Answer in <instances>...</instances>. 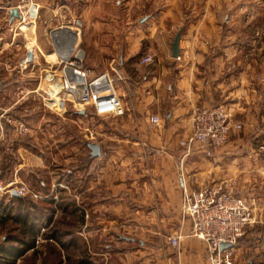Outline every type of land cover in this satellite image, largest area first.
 I'll list each match as a JSON object with an SVG mask.
<instances>
[{
    "label": "crops",
    "instance_id": "crops-1",
    "mask_svg": "<svg viewBox=\"0 0 264 264\" xmlns=\"http://www.w3.org/2000/svg\"><path fill=\"white\" fill-rule=\"evenodd\" d=\"M0 2V101L9 94V81L28 71L26 62L40 72L57 65L73 39L81 45L92 26L113 39V51L103 57L111 69L99 73L110 76L125 106L112 127L99 129L101 155L84 152L90 141L82 138L81 154L66 159L64 179L45 168L25 139L14 140L16 155L9 163L0 148V178L28 182L39 195H0V264H206L202 240L191 237L173 247L165 226L176 232L183 223V182L192 189L221 184L230 190L232 179L248 181L251 161L259 171L264 141L254 149L246 137L250 126L264 125L260 0ZM15 7L21 17L11 20ZM178 32L180 58L172 52ZM146 54L152 62H141ZM18 104H0L1 119ZM218 104L243 121V129L220 147L197 143L187 154L194 109ZM5 141L0 136V146ZM108 233L113 244L105 245Z\"/></svg>",
    "mask_w": 264,
    "mask_h": 264
},
{
    "label": "built area",
    "instance_id": "built-area-1",
    "mask_svg": "<svg viewBox=\"0 0 264 264\" xmlns=\"http://www.w3.org/2000/svg\"><path fill=\"white\" fill-rule=\"evenodd\" d=\"M152 61L151 54L141 59L143 63ZM31 64L26 62L24 67L30 68ZM31 68L35 69L36 65ZM38 92L45 105L56 113L67 111V105L71 103L79 110L92 107L99 116L121 115L125 111L110 76L107 73L97 74L86 62L84 51L77 45L57 65L41 69ZM151 121L159 124L160 117L153 115ZM193 125L188 143L208 147L224 145L232 132L242 127L233 121L231 111L223 104L196 107ZM18 130L27 132L28 128L21 122ZM13 190L21 196L32 194L39 197L25 183L13 180L7 185L0 184V195L12 194ZM180 214L183 223L169 237L170 244L179 248L187 238L202 240L206 244V264H234L235 245L247 226L254 222L246 200L221 184H207L199 189H191L183 182ZM187 221L190 224L185 228ZM222 243L232 246L222 249Z\"/></svg>",
    "mask_w": 264,
    "mask_h": 264
},
{
    "label": "rangeland",
    "instance_id": "rangeland-1",
    "mask_svg": "<svg viewBox=\"0 0 264 264\" xmlns=\"http://www.w3.org/2000/svg\"><path fill=\"white\" fill-rule=\"evenodd\" d=\"M161 3V1L157 2V4ZM260 3L262 4L260 7L264 8V0H260ZM86 32L87 33L83 35V43L80 42L81 45H79V48L85 53L86 62L94 68L97 74H99V72L110 70L111 65L104 64L103 57L104 54L109 56V53L113 51L112 37L109 38L105 36L108 34H103L102 32L97 31V29H94L92 26L89 28V31L87 29ZM255 35L257 36V34ZM261 35H264V32H262ZM250 36H254V34L252 33ZM118 37L122 39L120 40L119 38L120 41H116L122 44L123 34H118ZM102 46L110 47V49H102ZM90 57L94 58L93 62L101 61L102 63L93 64ZM33 65L34 64H31V67ZM31 67L28 68V71H26L27 69L24 72L22 71L23 73L21 74L22 76L20 78H15V80L9 81V94L0 101L1 105H10L16 101L19 102V104L16 105L14 109L15 112L13 114L5 115L2 117V119V114L0 115L1 123L4 121V123L7 124L4 125L5 128L1 129L0 136H4L6 143L0 146V148H3V151L6 153L5 156H7L5 158L7 160L6 162L9 163L15 158L16 155V142H14V140L18 137L25 139L26 141L31 142V144L26 148L44 158V163L46 165L45 168H48L47 170L54 171L55 174L54 172L53 174L57 175L58 179H64L65 170L69 166V163H67L66 159L73 152H82L81 148L83 147V144L81 139L83 138L90 142L98 141L99 136L101 137V135L98 133L99 129H108L109 127H112L111 125L117 115L106 116L104 119L102 116L96 115L92 107L89 106L86 108V110H84L87 113L80 114L81 110L77 109L78 107L74 106L72 103L67 105V111L65 112L56 113L55 111H52L45 105L38 92L40 71L37 69L40 67L35 69ZM14 68V65H10L11 74L15 73ZM232 118L234 122L240 123L242 127L236 131H233L231 136L240 132L244 126L243 121L237 118L236 115L233 114ZM21 122L27 126V132L18 130V125ZM9 125L11 127H9L10 130L8 131L7 126ZM261 132H264V125H260V130H258V127L250 126L249 131H247L246 138L252 142V147L254 149H257L258 141H264ZM190 135L188 136L184 145L187 154L193 153L194 146L197 144L188 143ZM86 147L87 146L84 145V152L91 153L90 148L88 147L89 149H87ZM260 149L259 171L256 168L258 164H256L254 161H251V168L249 170L250 178L248 181H237L232 179V183L228 187L231 192L243 197L246 200V203L249 206L251 214L254 218V222L247 226L244 234L240 237L235 245L234 264H264V146H261ZM0 151L1 159L3 155L2 149H0ZM78 158L79 161L77 162L80 164L81 156ZM262 160L263 164L261 162ZM30 161H33V159H30ZM1 165H3V161L1 162L0 160V167ZM240 175L241 174H239V176ZM29 178V180H33V183L35 181L37 182V179L35 180L34 176L31 177L29 175ZM26 179L28 180V177ZM45 180L47 183H49L48 177H45ZM12 181L13 180L6 181L0 178L1 185H7ZM15 181L25 183L27 186H29L28 182H23L22 180ZM31 212L33 213V215H31L33 217L39 215L35 214V211ZM14 214L16 216V210ZM93 218L94 216H92L90 220H94ZM167 229L169 231H167ZM111 232L113 233V231ZM165 233H168L167 235H169V237L174 233L171 224L170 226H165ZM108 236H110V238L107 237L104 239L106 241H104L105 245L110 243L113 244L111 234L109 235L108 233Z\"/></svg>",
    "mask_w": 264,
    "mask_h": 264
},
{
    "label": "water",
    "instance_id": "water-1",
    "mask_svg": "<svg viewBox=\"0 0 264 264\" xmlns=\"http://www.w3.org/2000/svg\"><path fill=\"white\" fill-rule=\"evenodd\" d=\"M15 17H21V14H20V11L18 8H12L10 10V18L11 20H13ZM76 35V34H75ZM54 37V35H52ZM180 37H181V34L180 32L177 33L174 41H173V47H172V52H173V56L174 57H177L178 54H179V51H180V48H179V42H180ZM75 38L73 39L72 41V44L67 52V54H69L75 47ZM66 54V55H67ZM2 87V84L0 82V89ZM88 147L90 148L91 150V156L94 158V157H98L101 155V146L96 143V142H89L88 143ZM14 194H16V191L13 192ZM232 244H229V243H222L221 244V248L224 249V248H227V247H231Z\"/></svg>",
    "mask_w": 264,
    "mask_h": 264
}]
</instances>
